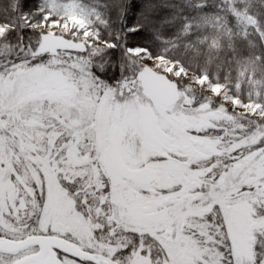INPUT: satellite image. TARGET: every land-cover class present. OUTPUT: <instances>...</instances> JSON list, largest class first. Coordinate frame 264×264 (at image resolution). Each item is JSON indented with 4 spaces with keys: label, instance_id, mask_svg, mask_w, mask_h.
<instances>
[{
    "label": "snow or ice",
    "instance_id": "snow-or-ice-1",
    "mask_svg": "<svg viewBox=\"0 0 264 264\" xmlns=\"http://www.w3.org/2000/svg\"><path fill=\"white\" fill-rule=\"evenodd\" d=\"M0 264H264V0H0Z\"/></svg>",
    "mask_w": 264,
    "mask_h": 264
}]
</instances>
